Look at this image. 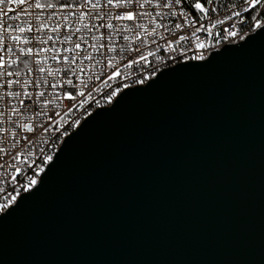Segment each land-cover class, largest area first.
Listing matches in <instances>:
<instances>
[{
  "label": "water",
  "instance_id": "95a60500",
  "mask_svg": "<svg viewBox=\"0 0 264 264\" xmlns=\"http://www.w3.org/2000/svg\"><path fill=\"white\" fill-rule=\"evenodd\" d=\"M262 31L89 115L0 213V264H264Z\"/></svg>",
  "mask_w": 264,
  "mask_h": 264
},
{
  "label": "built area",
  "instance_id": "2783aa9c",
  "mask_svg": "<svg viewBox=\"0 0 264 264\" xmlns=\"http://www.w3.org/2000/svg\"><path fill=\"white\" fill-rule=\"evenodd\" d=\"M214 1L212 8L215 11L210 9L207 16L200 15L192 27H189V21L193 19L191 14L189 19L179 15H163L161 18L156 16L159 9L146 6L154 19L143 18L138 23L144 27H136L134 31L125 30L132 28L133 22L109 20L105 15L107 7L94 9L91 13L87 8L58 7L33 10L27 15L13 0L7 16L0 12V20L5 24L19 23L9 20L8 16H20L25 23L31 20L37 26L43 23L41 31L29 35L34 42L45 41L34 45L38 56L21 54L19 48L24 45H13L14 53L19 56V66H14L13 70L18 75L9 79L28 81L24 91L30 95L24 98L25 103L31 105L35 100L37 106L34 111L20 114L23 106L17 99L0 98V148L10 152L7 156L0 152V213L37 184H30V178L38 182L50 163L47 157L53 159L64 139L95 110L109 106L123 90L143 85L159 72L179 63L200 61V57L204 60L211 52L226 44L237 43L257 29L264 4L257 17L250 20L247 13L256 0H240L238 4L221 9H216ZM41 2L57 3V0ZM80 2L82 0H59L60 4L76 5ZM101 2L106 4V0ZM0 8L7 11L2 0ZM180 10L178 6L177 13ZM164 11L168 12L167 9ZM99 17H103V21ZM104 22L112 23L113 28H105ZM86 24L87 28L84 27ZM54 28L56 31H52ZM76 44L80 47H75ZM68 60L74 61L72 72L65 73L63 69ZM40 66L46 71L33 70ZM73 72L78 74L73 75ZM67 80L76 85L75 98L71 101L64 95L71 87ZM140 80L144 83H139ZM32 81H36L35 88ZM41 81L46 83L41 84ZM53 84L57 87H52ZM20 90L18 85L8 89L9 92ZM40 91L45 93L42 98ZM3 93L4 90L0 89V97ZM12 108L17 112L13 113ZM18 125H31L32 128ZM22 137H27V141ZM12 152L17 156L15 161L11 160Z\"/></svg>",
  "mask_w": 264,
  "mask_h": 264
},
{
  "label": "snow or ice",
  "instance_id": "6c2138e0",
  "mask_svg": "<svg viewBox=\"0 0 264 264\" xmlns=\"http://www.w3.org/2000/svg\"><path fill=\"white\" fill-rule=\"evenodd\" d=\"M3 4L7 8V11H4L3 8H0V12H4V15L7 16L8 12H10L11 4L13 0H2ZM18 6H21V11L27 15H31L33 10H44V9H56L58 7L63 8L67 7L68 9H72L73 7H78L81 9L87 8L89 13L92 10L96 9H103L105 7L108 8V11L105 15L108 16L109 20H117V21H128L133 22V26L130 29H125L126 31H134L136 27H144L143 24H139L138 22L143 18L147 17L150 21L154 19L153 13L148 11L147 7L152 8L153 10L159 9L160 11L156 12L157 17H163V15H171L176 16L179 15L184 19H189V15L193 17L192 20L189 21V27H192L195 22H198L200 15L207 16L209 10L215 11L212 8L213 0H106V4L101 2V0H82L79 4H60L59 0L57 3H49L44 2L42 3L41 0H16ZM27 5L26 8L22 7V5ZM180 7V11L177 13L176 8ZM187 10H184V9ZM167 9L168 12L164 10ZM83 15V13L81 14ZM91 19V16L89 17ZM103 21V17H99ZM9 20L19 21V23L13 24H5L2 20H0V89L4 90L3 97L7 99L11 97L12 99H17L19 104L23 106L20 114L23 112L30 111L36 108V102L33 100L32 104H26L25 99L30 94L24 91L25 85L28 84V81H17L9 79L10 77H14L18 75L16 71L13 70L14 66H19V56H16L13 50V45L23 44L24 47L19 48V52L24 55H39L38 52H34V45L35 43L43 44L45 41L41 39L39 42H34L32 38H30L31 33L33 31L39 32L44 27L43 23L39 26L35 25L33 21L29 20L25 23L20 16L12 17L8 16ZM36 19H39L37 17ZM95 26V25H93ZM84 27H88V25H84ZM104 27L107 29H112L113 24L104 22ZM180 25L177 24V28ZM52 31H56V29H52ZM76 32H79V29H75ZM147 31V29H145ZM15 33H19L20 35H16ZM259 35H264V31L259 33ZM103 38V37H101ZM255 38V37H254ZM49 40L52 39L51 36L48 37ZM28 45H33V47H29ZM75 47L79 48L80 45L76 44ZM71 51V50H69ZM16 58H13V57ZM55 59V57H53ZM203 60V57H200ZM38 63V62H34ZM74 61L68 60L67 67L63 69L65 73L72 72V65ZM204 65H193V67H203ZM34 71L38 72H45L46 69L43 66L36 67L33 69ZM83 71V69H81ZM78 73L73 72V75H77ZM46 83L45 81H41V84ZM139 83L143 84L144 80H140ZM67 84L70 85V89L64 93L69 99V101L73 100L75 97L73 95L76 85L73 83L72 80H67ZM14 85H18L20 87L19 92H9L8 89L13 87ZM32 85L35 88L36 81H32ZM52 87H57V85H51ZM151 87V85H148ZM83 92L80 93L83 96ZM45 95L43 91L39 92V96L42 98ZM51 101H49L50 103ZM12 112L16 113L17 109L12 108ZM17 127H28L30 130L32 128L31 125H18ZM43 127V125H41ZM25 141H27V137H22ZM12 140H15V135L12 136ZM15 147V145H14ZM0 152H3L6 156L10 154L9 151H6L4 148H0ZM22 155V153H21ZM17 156L14 152L11 153V160L15 161ZM49 161L52 160V157H47ZM29 183L35 185L37 181L35 179L29 180ZM44 181H41V187L43 186ZM5 205L4 207H6Z\"/></svg>",
  "mask_w": 264,
  "mask_h": 264
},
{
  "label": "trees",
  "instance_id": "16d2710c",
  "mask_svg": "<svg viewBox=\"0 0 264 264\" xmlns=\"http://www.w3.org/2000/svg\"><path fill=\"white\" fill-rule=\"evenodd\" d=\"M240 0H215L214 4L216 9H221L223 7H227L229 5L238 4ZM264 4V0H256L253 6L250 8L249 12L247 13V16L250 18V20H253L257 17L260 10L262 9V6ZM261 19H264V9L261 14Z\"/></svg>",
  "mask_w": 264,
  "mask_h": 264
},
{
  "label": "rangeland",
  "instance_id": "374dc122",
  "mask_svg": "<svg viewBox=\"0 0 264 264\" xmlns=\"http://www.w3.org/2000/svg\"><path fill=\"white\" fill-rule=\"evenodd\" d=\"M259 24H258V27L260 26V25H262L263 23H264V19H260V21L258 22ZM257 27V28H258Z\"/></svg>",
  "mask_w": 264,
  "mask_h": 264
}]
</instances>
